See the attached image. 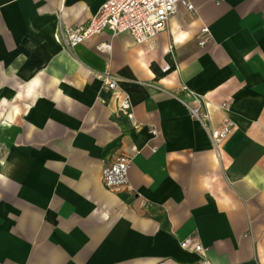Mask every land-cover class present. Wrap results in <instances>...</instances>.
Returning a JSON list of instances; mask_svg holds the SVG:
<instances>
[{
  "label": "crops",
  "instance_id": "obj_1",
  "mask_svg": "<svg viewBox=\"0 0 264 264\" xmlns=\"http://www.w3.org/2000/svg\"><path fill=\"white\" fill-rule=\"evenodd\" d=\"M102 1L0 0V264H195L189 235L214 264H264V0H190L144 42L104 30L68 48L66 27ZM181 84L208 98L211 126L234 121L218 147ZM129 144L130 188L111 191L102 166Z\"/></svg>",
  "mask_w": 264,
  "mask_h": 264
},
{
  "label": "built area",
  "instance_id": "obj_2",
  "mask_svg": "<svg viewBox=\"0 0 264 264\" xmlns=\"http://www.w3.org/2000/svg\"><path fill=\"white\" fill-rule=\"evenodd\" d=\"M222 1L224 0H215L216 3ZM178 5H183L187 11L194 10L190 0H103L97 11L86 21L66 27L63 42L68 48H74L91 36L108 30L112 34L128 31L137 43H141L166 29L168 20L176 12ZM194 38L197 44L203 47L212 37L209 28L204 25L194 34ZM97 48L109 50L110 44L102 43ZM167 68L168 65L162 67L163 70ZM97 77L102 80V92L108 93L114 100L116 113L126 118L132 131L139 130L142 125L135 119L129 96L117 89V79L108 72L98 73ZM180 88L186 96L183 103L189 116L202 125L212 144L218 147L232 133L235 127L234 121L226 116L218 126H211L208 98L196 93L185 84H181ZM97 98L104 101L101 95ZM218 106L225 110L230 107L227 101L220 102ZM149 131L153 137L158 134L155 127H151ZM155 149L154 145L151 146V150ZM137 152L136 145L129 144L121 147L103 164L101 180L106 188L111 191L130 188L128 169ZM179 245L182 249L192 250L200 255L195 264H214L206 257V247L199 242L195 235L184 237Z\"/></svg>",
  "mask_w": 264,
  "mask_h": 264
},
{
  "label": "rangeland",
  "instance_id": "obj_3",
  "mask_svg": "<svg viewBox=\"0 0 264 264\" xmlns=\"http://www.w3.org/2000/svg\"><path fill=\"white\" fill-rule=\"evenodd\" d=\"M97 76V75H96ZM101 91H102V89H101ZM121 191H123V189H119V190H117V191H115V192H121Z\"/></svg>",
  "mask_w": 264,
  "mask_h": 264
}]
</instances>
